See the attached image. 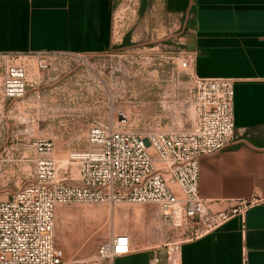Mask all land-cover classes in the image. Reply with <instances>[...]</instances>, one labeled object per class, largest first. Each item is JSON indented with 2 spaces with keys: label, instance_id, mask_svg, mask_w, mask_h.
Masks as SVG:
<instances>
[{
  "label": "rangeland",
  "instance_id": "obj_1",
  "mask_svg": "<svg viewBox=\"0 0 264 264\" xmlns=\"http://www.w3.org/2000/svg\"><path fill=\"white\" fill-rule=\"evenodd\" d=\"M115 26L118 41L108 53L52 54L45 67L37 57L14 56L27 77L21 97L4 96L0 59V200L36 179L46 143L60 176L75 181L78 169L70 156L89 148L93 127L146 134L192 127L196 92L191 70L180 66L188 50L182 20L158 19L142 5L121 3ZM55 224L67 260H88L119 234L128 235L130 249L132 239L140 248H162L186 237L176 220L140 203L62 205Z\"/></svg>",
  "mask_w": 264,
  "mask_h": 264
},
{
  "label": "crops",
  "instance_id": "obj_2",
  "mask_svg": "<svg viewBox=\"0 0 264 264\" xmlns=\"http://www.w3.org/2000/svg\"><path fill=\"white\" fill-rule=\"evenodd\" d=\"M122 1L0 0V52H111ZM138 2L158 19L182 20L187 51L195 54L194 75L235 81L237 139L201 158L199 193L215 212L248 205L184 242L181 264H264V0ZM159 253L164 259V251ZM153 254V247L140 248L132 239L131 249L109 264H151Z\"/></svg>",
  "mask_w": 264,
  "mask_h": 264
},
{
  "label": "built area",
  "instance_id": "obj_3",
  "mask_svg": "<svg viewBox=\"0 0 264 264\" xmlns=\"http://www.w3.org/2000/svg\"><path fill=\"white\" fill-rule=\"evenodd\" d=\"M121 3L139 5L138 0ZM52 54L63 53L0 52L4 96L13 99L26 92V72L13 62L14 56L37 57L39 66L45 67L46 56ZM194 58L193 52L184 51L180 66L192 70ZM191 74L196 119L189 129L146 134L93 127L88 136L89 148L70 156L78 169L75 181L60 176L59 165L48 156L53 148L46 143L37 161L36 179L10 199L0 200V264H101L103 258L112 259L130 250L128 235L119 234L88 260H67L55 239L56 211L62 205L140 203L170 216L184 227L186 237L153 248L151 264H181L184 242L218 228L234 213L243 212L247 202L231 211H212L208 200L199 193L201 158L228 149L237 139L235 81ZM43 153L46 155L41 156ZM160 250L164 251V259Z\"/></svg>",
  "mask_w": 264,
  "mask_h": 264
}]
</instances>
